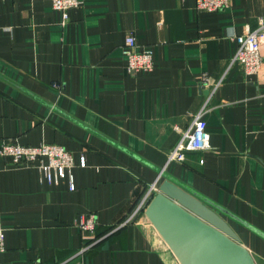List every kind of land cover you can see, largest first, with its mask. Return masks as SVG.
I'll use <instances>...</instances> for the list:
<instances>
[{
	"label": "crops",
	"instance_id": "0c3cea01",
	"mask_svg": "<svg viewBox=\"0 0 264 264\" xmlns=\"http://www.w3.org/2000/svg\"><path fill=\"white\" fill-rule=\"evenodd\" d=\"M262 15L264 0L210 12L194 0H81L65 13L50 0H0V142L63 146L75 185L0 158V264H180L144 212L109 232L164 175L264 233V62L252 75L231 62L235 36ZM127 35L151 49V71L127 69ZM208 96L210 148L168 162ZM91 212L100 239L78 255L75 221ZM222 217L264 264V238Z\"/></svg>",
	"mask_w": 264,
	"mask_h": 264
},
{
	"label": "built area",
	"instance_id": "2783aa9c",
	"mask_svg": "<svg viewBox=\"0 0 264 264\" xmlns=\"http://www.w3.org/2000/svg\"><path fill=\"white\" fill-rule=\"evenodd\" d=\"M183 1V0H181ZM195 8L198 11H217L230 5V0H194ZM53 8L65 13L69 8L77 7L81 0H50ZM236 47L231 58L232 63H238L246 75H252L259 71L264 62V15L259 17L257 26L253 29L245 27L243 32L235 36ZM122 53L126 57L127 69L135 73L137 71H151L154 67L153 54L149 48H138L135 38L132 35L125 37L122 46ZM200 83L203 87L208 84L206 73H201ZM60 87L58 83L52 84ZM213 87L214 91L216 87ZM210 97L203 102L200 110L194 115L189 127L182 132L176 145L168 152L167 161L182 162L187 152H202L210 148L209 133L205 129L203 114L207 109ZM0 158L6 159L13 166L36 167L41 181L49 185H57L62 178H67L69 190L73 191L72 168L74 158L72 153L63 146L56 143H40L38 145H23L16 140L0 142ZM202 162V160H200ZM85 165L84 157L80 159V166ZM152 188L150 187L138 200L132 213L123 221L114 224L109 232H114L124 227L134 217L144 212L148 200L151 198ZM81 237L84 240L83 246L76 254L81 255L87 249L94 247L100 238L95 237L97 217L95 213L79 215L75 221ZM5 249L4 229L0 218V252Z\"/></svg>",
	"mask_w": 264,
	"mask_h": 264
},
{
	"label": "water",
	"instance_id": "95a60500",
	"mask_svg": "<svg viewBox=\"0 0 264 264\" xmlns=\"http://www.w3.org/2000/svg\"><path fill=\"white\" fill-rule=\"evenodd\" d=\"M164 177L144 214L180 264H256L222 215L264 238L263 232L174 177Z\"/></svg>",
	"mask_w": 264,
	"mask_h": 264
}]
</instances>
